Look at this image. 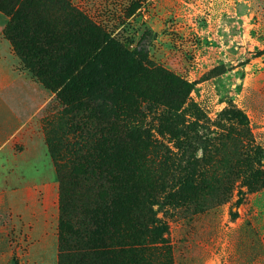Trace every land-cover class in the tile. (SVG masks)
<instances>
[{
	"label": "rangeland",
	"instance_id": "rangeland-1",
	"mask_svg": "<svg viewBox=\"0 0 264 264\" xmlns=\"http://www.w3.org/2000/svg\"><path fill=\"white\" fill-rule=\"evenodd\" d=\"M66 2L70 9L35 8L34 44L23 52L5 37L8 18L0 12V44L9 48L15 78L45 93L29 119L0 99V145L20 132L6 148L14 172H0L11 186L0 188V264H60L64 211L76 219L80 206L79 197L63 201L50 149L74 140L78 122L85 135L103 138L101 109L117 79L108 65L100 86L84 74L95 48L98 55L109 43L146 54L148 69L174 79L138 71L122 87L130 89L124 101L134 98L146 112L144 130L155 145L153 182L141 176L127 234L159 250L137 264H158L153 256L162 257L159 264H264V0ZM121 137L115 140L133 152L134 169L148 140ZM105 149L86 144L74 170Z\"/></svg>",
	"mask_w": 264,
	"mask_h": 264
},
{
	"label": "trees",
	"instance_id": "trees-1",
	"mask_svg": "<svg viewBox=\"0 0 264 264\" xmlns=\"http://www.w3.org/2000/svg\"><path fill=\"white\" fill-rule=\"evenodd\" d=\"M45 5L52 8H71L66 0H0V12L8 18L4 35L13 42L17 51L23 52L27 45L34 44L33 30L36 29L33 27L38 24L35 8H42ZM98 49L99 47L95 48L92 58L88 61L84 82L100 86L101 81L107 79L102 72L108 67L117 79L116 90L105 98V107L101 109L105 113L107 123L104 132L101 130L99 132L103 138L98 140L95 132H92V136L89 133L85 135L83 131L86 132V128L82 130L78 122L74 124L75 130L71 132L74 136L77 133L74 140L67 139L61 142L59 150L50 149L57 179L63 191V201L70 205L71 201L72 203L75 201L74 197H79L75 203L80 206L74 211L76 219L71 209L64 211L66 220H63L60 264H126V262L137 264L139 259L144 258L151 250H159L155 242H150L146 238L144 240L139 235L132 237L127 234L128 229L134 224L128 218L127 209L140 190L139 180L145 175L147 183L153 182L155 163L152 150L155 149V145L146 137L148 133L144 130L143 119L146 112L141 110L142 105L135 102L134 98H131L133 104L124 101L123 95L125 91L129 93L130 89L123 90L122 87L135 83V73L138 71H144L149 76L160 72L158 74H162L166 80L174 82V79L162 69H148L153 64L146 54L138 55V51L125 50L117 43H109L103 52L96 55ZM108 72L110 73V70ZM103 91L104 88L100 87V92ZM118 94L121 97H118ZM145 109L149 112L153 110L150 107ZM70 124L72 125L69 122L68 125ZM123 135L129 138L145 136L148 140V145L144 147L147 154L144 155L141 151L134 156L136 164L134 169H130L129 166L133 152H129L122 142L115 140L122 138ZM102 142L106 147L103 156L94 154L90 162H80L77 165L78 170H74L73 161H80L85 145L90 143L96 146ZM71 217L76 220V224ZM155 224L152 232L160 233L162 229L157 225L158 221ZM163 244L161 243V247ZM161 258L152 257L158 264Z\"/></svg>",
	"mask_w": 264,
	"mask_h": 264
},
{
	"label": "crops",
	"instance_id": "crops-1",
	"mask_svg": "<svg viewBox=\"0 0 264 264\" xmlns=\"http://www.w3.org/2000/svg\"><path fill=\"white\" fill-rule=\"evenodd\" d=\"M2 40H0L1 43ZM11 55L9 53V48L3 42L0 44V99L5 102L7 107L14 111L18 116L31 118L33 116L32 110H36L37 103L40 100H44L45 93L40 89V87L32 81L26 83L25 80L21 78H15V72L11 69ZM36 104V105H35ZM33 113V114H32ZM32 114V115H31ZM28 118V119H29ZM20 132L13 131L5 140L3 144L0 145V172L13 173L15 165L12 163H7L5 158H7V146L14 140ZM7 180L0 177V188L11 187L7 185ZM39 183L36 182V185Z\"/></svg>",
	"mask_w": 264,
	"mask_h": 264
}]
</instances>
